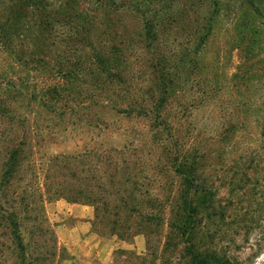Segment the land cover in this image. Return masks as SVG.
Returning <instances> with one entry per match:
<instances>
[{"label":"trees","instance_id":"1","mask_svg":"<svg viewBox=\"0 0 264 264\" xmlns=\"http://www.w3.org/2000/svg\"><path fill=\"white\" fill-rule=\"evenodd\" d=\"M170 1L135 0L125 6L117 0H0V52L9 59H4L7 71L0 65V127L9 126L6 133L2 130L3 137L0 134V227L12 249V264L55 262L57 238L44 203L59 198L91 205L92 225L101 235L126 239L134 232L165 225V238L171 233L186 236V250L193 264H240L199 247L200 238H195L204 235L214 216L212 212L198 217V206L193 202L197 195L209 190L197 169L201 156H184L189 149H175L170 144L173 137H165L170 129L164 114L176 75L170 71L174 63L170 64L171 57L162 50L159 36L168 19L164 10ZM240 1H245L251 11L236 12L240 14L236 23L253 30L251 40L260 35L264 43V2ZM116 4L119 9H115ZM112 5L113 11H107ZM119 12L128 13L138 22L141 51L149 53L139 64L146 73L141 83L129 78L123 69L129 63L127 56L121 55L124 49L103 29L114 22L113 15L120 16ZM217 14L215 9L197 19L202 31L201 46L209 39ZM254 14L260 19L255 26L251 16ZM21 29L24 35L35 34L43 46L38 57L26 58L24 50L19 49L21 36L17 32ZM104 32L106 37L102 39L99 35ZM27 66L39 74L32 82L21 74ZM24 99L32 109L22 103ZM110 115L133 116L147 122L151 142L160 154L154 173L171 171L179 178V186L171 197L161 200L138 186L134 168L148 163L127 157L136 148L132 144L105 150L123 157L115 158L112 153L104 170L103 163L94 165L88 176L72 168L78 154L53 155L45 161L34 158L36 136L42 128L40 116L47 119L42 129L55 127L56 124L50 125L51 120L59 126L78 121L77 124L93 129L102 125L107 128ZM244 165L245 161L238 160L235 166L239 169Z\"/></svg>","mask_w":264,"mask_h":264},{"label":"rangeland","instance_id":"2","mask_svg":"<svg viewBox=\"0 0 264 264\" xmlns=\"http://www.w3.org/2000/svg\"><path fill=\"white\" fill-rule=\"evenodd\" d=\"M117 1L126 6L135 0ZM113 9L112 5L107 11ZM115 9H119L118 4ZM120 9L129 8L120 6ZM215 9L218 14L210 37L201 46L202 31L197 19ZM250 9L240 0H172L164 10L168 19L161 26L159 39L162 50L171 57L170 64L174 63L170 71L176 75L164 114L170 129L165 137H173L170 144L175 149H189V154L184 156H201L197 169L209 190L197 195L193 202L198 206V217L214 214L204 235L195 239L200 238L201 250L216 251L233 262L264 264V43L260 35L257 40H251L253 30L250 32L236 23L239 15L249 13ZM119 15H113L114 22L103 29L124 49L121 55L127 56L129 63L123 69L129 78L141 83L146 73L139 64L149 53L141 51L138 22L128 13L119 12ZM251 16L255 26L260 19L255 14ZM23 30L17 32L21 36L19 49L24 50L26 58L38 57L43 46L35 34L24 35ZM105 35L99 37L104 39ZM4 59L9 60L7 54L0 52V65L7 71ZM30 67H23L21 74L32 82L39 74L29 70ZM22 103L32 109L27 106V99ZM97 109L106 112L101 107ZM109 120L107 128L102 125L93 129L77 124L78 121L59 126L56 120H51L50 125L56 126L42 129L47 119L40 116L42 128L36 136L34 158L45 161L53 155L78 154L72 168L88 176L94 165L103 163L104 170L113 154L115 158L123 157L105 150L132 144L136 148L132 153L127 151L130 153L127 157L148 163L134 168L138 186L161 200L171 197L179 186V178L171 171L154 173L153 166L160 154L151 142L147 122L122 115H110ZM8 129L9 126L1 125L2 137L5 135L2 130L6 133ZM238 160L245 161L244 167L237 169ZM44 211L57 238L53 264H112L114 261L118 264H193L186 250V236L171 233L165 238V225L120 239L116 235L97 233L92 225L94 209L82 201L47 199ZM8 242L0 227V264H12Z\"/></svg>","mask_w":264,"mask_h":264}]
</instances>
